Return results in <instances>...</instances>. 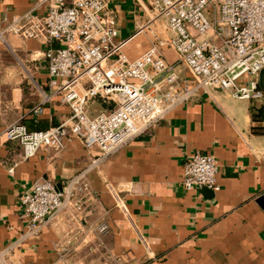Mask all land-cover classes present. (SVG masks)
<instances>
[{
  "label": "crops",
  "instance_id": "crops-1",
  "mask_svg": "<svg viewBox=\"0 0 264 264\" xmlns=\"http://www.w3.org/2000/svg\"><path fill=\"white\" fill-rule=\"evenodd\" d=\"M112 7L121 37L132 36L123 51L136 58L153 42L147 33L135 34L146 18L143 8L138 0H114ZM46 9L38 0H0V20ZM9 44L0 40V248L12 246L8 264H264V206L257 201L264 194V119L252 111L264 99L211 87L106 158L98 146L88 149L78 138L26 158L5 129L22 122L32 131L46 130L69 118L71 109L50 96L46 52L58 43L10 36ZM161 49L170 61L177 60L173 48ZM178 71L192 79L183 65ZM97 102L92 110L108 107ZM39 104L42 111L34 114ZM196 151L218 159L219 190L183 188L185 156ZM82 171L93 196L79 220L84 226L105 221L109 232H90L83 242L77 221L73 240L80 245L63 262L62 214L29 235L20 197L38 179L61 187Z\"/></svg>",
  "mask_w": 264,
  "mask_h": 264
},
{
  "label": "built area",
  "instance_id": "built-area-1",
  "mask_svg": "<svg viewBox=\"0 0 264 264\" xmlns=\"http://www.w3.org/2000/svg\"><path fill=\"white\" fill-rule=\"evenodd\" d=\"M113 1L38 0L47 6L45 12L31 10L0 20V40L7 46L10 36L58 43L46 52L50 96L60 97L71 109L69 118L46 130L32 131L22 122L5 129L9 140L22 145L26 158L42 148H61L65 138H78L88 149L98 146L106 158L211 87L230 90L238 98L263 99L264 0H138L146 18L135 34L151 32L153 42L133 59L123 51L132 36L121 37ZM161 24L165 32L153 29ZM163 46L176 51V61L164 56ZM178 64L191 80L180 76ZM98 99L108 107L91 113ZM41 111L42 104L33 109L34 114ZM218 170L214 154L192 152L185 156L181 184L186 190H219ZM92 196L86 171L61 187L49 179L36 180L20 197L27 234H38L62 214L59 260L66 262L80 245L73 240L78 232L73 226ZM116 201L124 207L118 193ZM78 229L87 242L88 233L106 234L109 225L80 222ZM11 247L0 248V264H8Z\"/></svg>",
  "mask_w": 264,
  "mask_h": 264
},
{
  "label": "trees",
  "instance_id": "trees-1",
  "mask_svg": "<svg viewBox=\"0 0 264 264\" xmlns=\"http://www.w3.org/2000/svg\"><path fill=\"white\" fill-rule=\"evenodd\" d=\"M260 88L263 91V99H264V83L262 84L260 82ZM252 109H253L252 111H253L254 118H262V119H264V105L260 106L258 108L254 106V107H252Z\"/></svg>",
  "mask_w": 264,
  "mask_h": 264
},
{
  "label": "rangeland",
  "instance_id": "rangeland-1",
  "mask_svg": "<svg viewBox=\"0 0 264 264\" xmlns=\"http://www.w3.org/2000/svg\"><path fill=\"white\" fill-rule=\"evenodd\" d=\"M159 26H160V28H156V27H155V28H153V29H155V30L159 29L158 31H160V32H165V30L163 29V28H164V25L161 24V25H159ZM147 34L150 36L151 39H153L151 32H148ZM97 101H99V99H98V100H95V101L93 102L95 106L97 105L96 103H98ZM93 103H92V104H93ZM92 104H91V105H92ZM109 106L112 107L113 104H110ZM94 109H95V108H94ZM90 111H91V113H96V112H97V110H92L91 108H90Z\"/></svg>",
  "mask_w": 264,
  "mask_h": 264
},
{
  "label": "water",
  "instance_id": "water-1",
  "mask_svg": "<svg viewBox=\"0 0 264 264\" xmlns=\"http://www.w3.org/2000/svg\"><path fill=\"white\" fill-rule=\"evenodd\" d=\"M257 201L258 203H260L261 206H264V194H262Z\"/></svg>",
  "mask_w": 264,
  "mask_h": 264
}]
</instances>
